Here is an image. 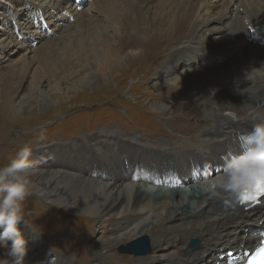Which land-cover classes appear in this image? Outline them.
Returning a JSON list of instances; mask_svg holds the SVG:
<instances>
[{
    "label": "bare ground",
    "instance_id": "6f19581e",
    "mask_svg": "<svg viewBox=\"0 0 264 264\" xmlns=\"http://www.w3.org/2000/svg\"><path fill=\"white\" fill-rule=\"evenodd\" d=\"M125 1L101 0L99 5L113 31L109 37L104 32L107 25L100 24L103 29L100 27L94 37L95 45L106 47L99 52L107 67L100 80L105 83L112 70L147 58L145 72L153 71L152 75L167 82L160 94L149 95L152 111L143 109L146 118L150 114L157 121L151 119L149 126L133 122L137 131L124 123H104L82 133L77 141H39L30 154L38 166L28 170L32 190L46 204L65 209L72 222L78 217L112 220L107 243L88 246L96 252V264H121L107 249L127 245L145 234L152 254L149 250L134 255L133 264H152L168 245L174 249L170 256L166 254L165 264H198L212 249L220 251L218 258L225 255L217 244H230L229 252L238 250L234 257H223L220 264H239L245 252L264 237V227L242 233L243 205L236 210L234 196H213L202 185L220 174L224 165L207 152L223 159L238 153L241 145L235 140L264 121V75L256 74L264 69V0H160L156 6L162 16L148 19L144 15L148 8L142 9L152 0ZM215 7L218 10L210 13ZM205 31L209 34L204 35ZM110 38L115 40L112 45L106 43ZM185 60L189 62L183 71L189 72L176 73L178 62ZM83 62L91 66L88 59ZM199 100L204 102L194 115L197 118L189 122L186 109ZM129 115L131 121L145 118L138 113ZM59 178L78 182L80 190L69 191L58 184ZM163 188L178 193L174 204L144 194L145 190ZM185 188L202 190L192 197L193 211L183 210ZM263 207L260 203L254 210L262 213ZM20 229L28 240L25 264L85 263L68 248L51 255L44 237L33 238L34 230L24 225ZM191 239L198 241L197 248H190ZM239 242L242 247L232 249L231 245ZM6 253L7 249L0 247V258H7Z\"/></svg>",
    "mask_w": 264,
    "mask_h": 264
},
{
    "label": "rangeland",
    "instance_id": "374dc122",
    "mask_svg": "<svg viewBox=\"0 0 264 264\" xmlns=\"http://www.w3.org/2000/svg\"><path fill=\"white\" fill-rule=\"evenodd\" d=\"M159 1L152 0L142 7L143 12L148 8V13H144L146 19L162 16V11L159 13L160 6H156ZM124 3L128 4L127 1ZM99 5L101 0H0V165L7 163L23 146L28 145L33 149L39 141H77L82 133L93 131L94 127L104 123H124L137 131L133 122L149 126L151 119L157 121L150 114L147 116L151 117L146 118L143 109L152 111L149 95L160 94L161 87L166 86L167 82L152 75L153 71L145 72V66L149 63L147 58L140 64L112 70L105 83H101L102 73L107 67L99 52H104L106 47L95 45L94 37H97L100 24L107 25L104 32L109 37L113 31ZM218 8L215 7L210 13ZM240 11H243L242 8ZM75 21H82V24L78 25ZM208 34L209 31H205L204 35ZM107 41L109 45L115 42L112 38ZM85 58L91 62V66H86L88 64L83 62ZM96 62L100 64L96 65ZM186 62L189 61L178 62L176 73L189 72L188 69L183 71L184 67H188ZM80 68L82 71L79 74L76 72L71 75L72 71ZM203 102L199 100L190 104L185 119L191 122L197 118L194 115ZM261 106L258 104V107ZM182 110H178V117ZM129 113H138L145 118L136 117V120L131 121ZM157 123L162 126L161 122ZM242 138L243 134L235 140L236 143L241 145ZM201 152L196 151L198 154ZM212 153L207 152L212 158L225 162L226 158ZM29 160L32 165L30 169L38 167L31 155ZM143 173L150 175V171ZM156 174L159 176V172ZM58 184L74 193L80 190V184L75 181L59 178ZM165 189L168 188L145 190L144 194L174 204L179 198L178 193ZM199 192L202 190L187 189L183 210H195L192 197H196ZM260 212L250 213L245 218L244 214L241 215L239 224L242 233L254 227H264V212ZM23 216L25 225H22L44 237L51 255L54 251L64 253L63 250L68 248L69 253L75 254L81 261L86 260L84 264H96V252L88 246L98 242L106 244L113 227L108 217H94L92 220L78 217L72 222L71 215L65 209L46 204L34 190L23 203ZM258 216L262 218L256 219ZM235 244L231 245L234 250L237 245H243L242 242ZM119 246H110L108 253L113 254L121 264H133L134 254L119 252ZM216 246L221 251L223 248L225 255L218 258L217 253L220 251L212 249L198 264H220L223 257H234L238 251L229 252L230 244ZM163 247L165 252L153 259L152 264H165L168 260L169 251L174 248L171 245ZM151 250L152 247L148 254H152Z\"/></svg>",
    "mask_w": 264,
    "mask_h": 264
},
{
    "label": "clouds",
    "instance_id": "9594fccd",
    "mask_svg": "<svg viewBox=\"0 0 264 264\" xmlns=\"http://www.w3.org/2000/svg\"><path fill=\"white\" fill-rule=\"evenodd\" d=\"M256 74L264 75V69ZM30 154V147L25 145L0 165V247L7 249V258H0V264H25L28 240L20 225H25L23 203L32 191L28 177ZM202 187L213 196H236L245 188L264 187V121L254 125L251 133L242 138L240 151L230 154L222 172L206 180ZM32 234L38 238L40 233Z\"/></svg>",
    "mask_w": 264,
    "mask_h": 264
},
{
    "label": "snow or ice",
    "instance_id": "6c2138e0",
    "mask_svg": "<svg viewBox=\"0 0 264 264\" xmlns=\"http://www.w3.org/2000/svg\"><path fill=\"white\" fill-rule=\"evenodd\" d=\"M260 197H264V187L248 189L245 188L242 193L234 196V199L240 204L255 203ZM264 264V239L260 240L259 247L246 259L245 264Z\"/></svg>",
    "mask_w": 264,
    "mask_h": 264
},
{
    "label": "water",
    "instance_id": "95a60500",
    "mask_svg": "<svg viewBox=\"0 0 264 264\" xmlns=\"http://www.w3.org/2000/svg\"><path fill=\"white\" fill-rule=\"evenodd\" d=\"M256 205H249L247 204L246 206H243L242 209L244 211V216L248 215V211H252L251 214H257L258 211H255L254 209H256ZM250 209V210H249ZM257 210V209H256ZM262 211L264 212V207L262 208ZM257 212V213H255ZM250 214V213H249ZM148 238L147 236H141L135 240H132L131 242H129L127 245H121L118 248L119 252H127V253H132L134 255H141V254H145L146 252H148L150 250V246L147 242ZM189 246L191 248H197L199 246V243L196 239H191L189 241Z\"/></svg>",
    "mask_w": 264,
    "mask_h": 264
}]
</instances>
